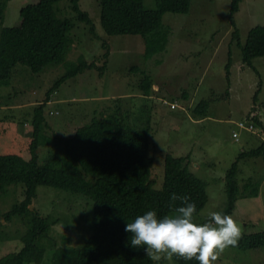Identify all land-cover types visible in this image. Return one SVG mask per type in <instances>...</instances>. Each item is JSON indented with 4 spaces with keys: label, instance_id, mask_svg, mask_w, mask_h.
Instances as JSON below:
<instances>
[{
    "label": "rangeland",
    "instance_id": "rangeland-1",
    "mask_svg": "<svg viewBox=\"0 0 264 264\" xmlns=\"http://www.w3.org/2000/svg\"><path fill=\"white\" fill-rule=\"evenodd\" d=\"M38 1L12 0L5 22L0 23V34L4 27L20 25V10ZM100 2H80L94 23L95 37L88 25L77 20L71 0L56 6L60 18H73L76 23L71 34L74 45L64 64L50 65L39 75L17 67L13 80L7 86L0 84L1 152L18 153L28 159L35 108L45 102L49 90L73 66L94 63L106 68L85 72L51 96L45 107L49 125L45 133L69 137L92 118L108 117L117 106L121 107L129 115L128 125L150 128L153 188H162L168 153L190 157L191 172L208 184L209 203L197 219L203 222L209 211L223 212L227 204V171L241 152L260 148L264 143V58L246 67L239 46L246 43L252 29L264 26V0H243L234 15V24L230 20L232 0H192L189 13H166L163 26L168 32L167 45L148 61L141 36L105 33ZM144 7L155 10V0H144ZM236 30L238 38L233 36ZM145 77L152 85L148 97L140 90ZM203 103L210 106L206 116H195L194 111ZM46 151L39 149L40 163ZM238 169L243 197L232 216L242 226V235L263 232L264 150L259 158L239 160ZM256 186L258 197H249L247 194ZM23 193L22 186H11L7 193L0 191V261L23 247L21 238L26 228L21 218L11 222L4 219L13 205L24 199ZM32 207L49 221V233L41 238L50 252L46 264L53 252L81 247L92 234L93 204L81 195L40 186ZM217 264H264V247L255 251L229 247Z\"/></svg>",
    "mask_w": 264,
    "mask_h": 264
},
{
    "label": "trees",
    "instance_id": "trees-1",
    "mask_svg": "<svg viewBox=\"0 0 264 264\" xmlns=\"http://www.w3.org/2000/svg\"><path fill=\"white\" fill-rule=\"evenodd\" d=\"M12 0H0V23L5 22L6 12ZM66 0H39L20 10L21 23L17 27H4L0 34V84L7 86L14 78L17 67H23L33 75L43 73L50 65H61L74 45L71 34L76 28L73 18H60L56 8ZM192 0H155L156 9L147 10L144 0H101L100 19L103 30L109 36H141L148 61L164 51L168 32L163 26L166 13L187 14ZM243 0H232L230 20L240 9ZM81 0H71L77 20L90 27L92 36L96 29L89 14L82 10ZM233 36L238 38L237 30ZM242 64L253 67L256 59L264 58V26L249 32L246 43L239 44ZM231 58V56H230ZM231 60L227 66L230 69ZM94 63L82 62L73 66L61 80L49 90L45 102L34 110L30 157L18 153H2L0 150V191L7 193L11 186H22L24 199L13 205L4 219L11 222L21 218L26 228L21 238L20 252L10 254L0 264H46L50 252L41 243L50 230L49 221L36 210H31L40 186L81 195L92 202V234L78 248H62L53 252L49 264H155L145 256L144 248L130 245L131 234L125 231L127 222L149 210L158 215L170 211L171 194L188 195L197 205L200 214L209 203L208 184L190 170V157H165L162 188H153L151 180L153 159L149 156V126L140 129L128 125L129 115L117 106V110L105 118H92L71 136L49 135L45 107L51 96L71 80L85 72L105 69ZM148 97L152 85L145 77L140 86ZM258 97L256 98V101ZM120 105V104H119ZM208 103L194 111L195 116H206ZM203 113V114H202ZM252 119V116H249ZM258 124L257 118H254ZM51 144H54L52 149ZM56 145V146H55ZM48 147V148H47ZM39 149L47 156L40 163ZM260 148L243 151L226 173L227 204L223 211L232 215L237 202L243 197L238 185L239 160L259 158ZM256 186L249 197H258ZM177 206L180 205L176 201ZM2 219V217H0ZM1 223V222H0ZM240 251H255L264 247V231L241 236L236 246ZM175 259L177 264H198L197 261Z\"/></svg>",
    "mask_w": 264,
    "mask_h": 264
},
{
    "label": "clouds",
    "instance_id": "clouds-1",
    "mask_svg": "<svg viewBox=\"0 0 264 264\" xmlns=\"http://www.w3.org/2000/svg\"><path fill=\"white\" fill-rule=\"evenodd\" d=\"M125 231L131 234V247L144 248L145 256L155 264H174V257L198 264H217L229 247L238 245L243 234L240 223L222 211H209L200 222L196 203L188 195L176 193L171 194L167 214L146 211L127 222Z\"/></svg>",
    "mask_w": 264,
    "mask_h": 264
},
{
    "label": "built area",
    "instance_id": "built-area-1",
    "mask_svg": "<svg viewBox=\"0 0 264 264\" xmlns=\"http://www.w3.org/2000/svg\"><path fill=\"white\" fill-rule=\"evenodd\" d=\"M241 125L247 127L246 125H244V123H241ZM249 128H254V126H253V127H249ZM237 135H238L237 132H235V133H234V136L237 137Z\"/></svg>",
    "mask_w": 264,
    "mask_h": 264
},
{
    "label": "water",
    "instance_id": "water-1",
    "mask_svg": "<svg viewBox=\"0 0 264 264\" xmlns=\"http://www.w3.org/2000/svg\"><path fill=\"white\" fill-rule=\"evenodd\" d=\"M30 209H31V210H33V207H32V206H30Z\"/></svg>",
    "mask_w": 264,
    "mask_h": 264
}]
</instances>
